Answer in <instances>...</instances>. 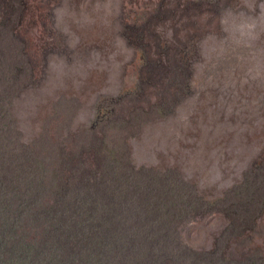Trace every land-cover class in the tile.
Returning <instances> with one entry per match:
<instances>
[{
    "label": "rangeland",
    "instance_id": "obj_1",
    "mask_svg": "<svg viewBox=\"0 0 264 264\" xmlns=\"http://www.w3.org/2000/svg\"><path fill=\"white\" fill-rule=\"evenodd\" d=\"M208 1L212 12L191 17L197 0H17L13 16L0 0L1 22L14 18V32L0 37V93H14V143L0 144V155L15 158L21 140L28 174L45 186L29 197L20 238H6L0 262L12 264L8 254L19 246L38 256L33 249L46 246L53 220L79 224L81 209L107 202L101 183L132 174V185L110 197L126 198L119 210L133 239L124 229L119 237L154 242L159 257L179 264H264V0ZM10 66L13 77L2 80ZM109 156L120 160L114 172L105 168ZM79 179L87 188L70 187ZM177 183L206 201L204 210L175 220ZM256 187L252 223L231 227L235 207L214 213L234 188L246 195ZM166 218L165 235L157 227Z\"/></svg>",
    "mask_w": 264,
    "mask_h": 264
},
{
    "label": "trees",
    "instance_id": "obj_2",
    "mask_svg": "<svg viewBox=\"0 0 264 264\" xmlns=\"http://www.w3.org/2000/svg\"><path fill=\"white\" fill-rule=\"evenodd\" d=\"M197 1L200 2V4L191 5L193 6L190 10L191 17L198 11L201 12L202 7H204L202 14L212 12L210 1L204 0V2L202 3L201 0ZM4 2L5 8L8 9L13 16L17 11V0H4ZM176 5L177 11L182 12V10H185L181 4ZM0 11L2 10L0 9ZM1 16L2 15H0V37L3 38L6 35L2 33L3 30H7V33H10L11 31L14 32V30H12L9 25L14 24V18L11 17L12 21L10 22V18L8 21V23H10H6L7 25H5L3 24L4 22H1ZM194 19L195 16L193 17V20ZM195 26H197V24H195ZM9 46L12 49L11 44H9ZM15 69L16 68L14 66H10L8 69H6L4 74H1L3 76L2 80L13 77V72ZM21 70H23V65L18 71H20L21 73ZM26 70L27 68H25V71ZM26 78L24 80L27 81L28 79ZM13 98L14 93L12 92V90H10V92L4 91V93H0V144H2L4 148H7L9 142L12 144L14 143L10 138L12 135V131L10 129L11 122H9L11 121L9 118L13 119V117L11 116ZM107 111V108L103 106L100 107V115H105ZM9 115L11 117L7 118L6 116ZM14 140L15 144L18 147L19 154L11 151L16 155L15 158H12L8 153L5 155H0V240L4 241L2 244V248L0 249V255L7 254L4 251L7 245L6 238H20L15 236L16 231L24 224L22 223L21 225H19L18 221L22 220V217L25 214V209H27L28 207L27 203H29V197L31 196L32 199V196H34L35 198L36 195L34 194V192H36V190L40 188L45 187L42 182L39 181V183H37L36 178L33 175L28 174V170L26 169L25 165L29 162V159H27L26 156L25 158H23L21 153L25 148L22 145L23 142L18 138ZM16 158L17 160L14 164H10L8 162L9 160ZM16 163L18 164L16 165ZM119 163V159L112 156L107 157L105 164V168L108 170L107 172H114L117 167L121 166L119 165ZM12 170L17 171L16 173L19 176L15 175L16 177L14 178L10 176V172ZM81 176H84L83 178L86 180L89 179L88 174H83ZM111 176L112 177L107 179L106 182H103L99 185L103 189H108L107 202H105L104 200L101 201L102 203L95 202V204H102V206H95L91 209L86 210L81 209L82 212L81 214H79V224L74 218H67L64 224H59L57 219L53 220L52 237L48 238V240H46L44 244L46 246L42 247L45 252L42 253V249H39L40 246H38L37 248L33 249V251L35 252L38 251V256H32L28 254V252L31 251V248L28 250L25 247L22 248V246H19L18 249H14L12 253L8 254L9 261L12 264H37L38 260L40 264H81V262L85 264L89 261H92V255L96 254L97 261L94 264H179L180 261L179 257L177 256L170 260L168 258H165L162 252V256L164 258L162 256L159 257V250H161V248L154 242H148V245L144 241L141 242L139 240L135 241V243H132L129 240L130 238H126L129 236H131V238L133 237V234L131 235L130 231L128 230V228H130L131 226L127 225L124 216H122L119 210V206L122 205L121 202H124L126 198L124 196H118L119 199H116L115 197H112L110 199V197L111 193L113 194V192L116 191L115 189H125V182L132 185V182H134L133 175L131 174L132 180H126V178L124 177H121L120 179L114 175ZM164 178L167 179L168 177ZM81 183L85 185V183L80 179L79 181L77 180L76 185L75 182H70V187H79ZM178 185L179 184L177 183V186L175 187L176 190L174 191L170 188V190L174 194L178 195V200L173 204V213L175 220L181 219L182 216L185 217V215H183L184 212L190 213L193 210H197L199 212L201 208L204 210L206 205H208L206 201L202 202V200H200L199 198V195L194 190H192L191 187L185 188L184 185L181 184L183 188V191L181 192V186ZM94 187L95 185L93 186V188ZM85 188H87L86 185ZM96 189L100 188L98 187ZM241 189L242 188H234L232 191L229 190V195L225 197V200L220 202L221 207H218L217 209H215V211L213 209L215 214L222 213V215H224V213L229 214L227 210H231L233 207H235L236 212L232 214L230 222L231 227H245V225H248V222L252 223L257 215L256 210L258 209V207L256 206L258 205V203L256 202L254 196L257 191V187L254 190L249 191L246 195H244V191H242ZM109 199L113 203H108ZM163 207L164 205L161 206V209H163ZM223 207L227 210H223ZM74 208L75 207L71 208L70 211H73ZM156 209H158V207H156ZM86 215L91 216H89V218L87 219L83 218ZM142 217L144 220H147V226L150 227V229L154 230V228L151 226L153 225V223L151 222L152 220H154V218L151 220V215H149L148 213H145L144 216L142 215ZM28 220L30 221V224L33 225L34 220L37 221L39 219L28 216ZM84 220L86 221V223L84 224V226H82L81 222ZM171 224L172 222L168 218H166L165 221L162 222L158 221L157 229L160 228L161 230L159 233L162 232L165 235L169 233L170 229H172ZM120 229H124L123 233L126 236L125 238H123L122 236L119 237L118 234H116ZM163 229H166V231H162ZM125 239L127 240L125 241ZM71 242H76V246L82 249L80 252L84 253L83 259L79 260L73 257L74 253H72V251H70V249L68 248V246L72 247V244L69 245ZM20 243L23 244V241ZM20 250H24L25 252H22ZM209 254L217 255L216 253L212 252ZM173 260H175L176 262ZM0 264L3 263L0 262ZM90 264H92V262Z\"/></svg>",
    "mask_w": 264,
    "mask_h": 264
}]
</instances>
